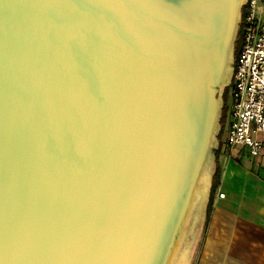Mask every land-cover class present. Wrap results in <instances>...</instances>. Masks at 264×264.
<instances>
[{"label":"water","instance_id":"obj_1","mask_svg":"<svg viewBox=\"0 0 264 264\" xmlns=\"http://www.w3.org/2000/svg\"><path fill=\"white\" fill-rule=\"evenodd\" d=\"M245 3L0 0V264L189 263Z\"/></svg>","mask_w":264,"mask_h":264},{"label":"crops","instance_id":"obj_2","mask_svg":"<svg viewBox=\"0 0 264 264\" xmlns=\"http://www.w3.org/2000/svg\"><path fill=\"white\" fill-rule=\"evenodd\" d=\"M225 135L226 130L211 212L193 264H264V150L251 159L245 149L227 148Z\"/></svg>","mask_w":264,"mask_h":264},{"label":"built area","instance_id":"obj_3","mask_svg":"<svg viewBox=\"0 0 264 264\" xmlns=\"http://www.w3.org/2000/svg\"><path fill=\"white\" fill-rule=\"evenodd\" d=\"M240 36L228 88L224 144L245 149L256 159L264 150V0H246Z\"/></svg>","mask_w":264,"mask_h":264},{"label":"bare ground","instance_id":"obj_4","mask_svg":"<svg viewBox=\"0 0 264 264\" xmlns=\"http://www.w3.org/2000/svg\"><path fill=\"white\" fill-rule=\"evenodd\" d=\"M206 171L207 172L203 176L202 181L199 185L197 197H196L194 204H193L194 205V214L192 217L191 226H189V228L187 230V234H186L185 239H184V242L180 246L172 264H188V256L187 255H188L189 248L192 246V244H190V242H191L190 239H192V237H193V241H194V238L196 235H198V231H199L200 226H201L202 209H203V206L205 204L207 189L209 186V177H210V173L212 171V166H210ZM194 229H196L195 233H194V231H192Z\"/></svg>","mask_w":264,"mask_h":264},{"label":"rangeland","instance_id":"obj_5","mask_svg":"<svg viewBox=\"0 0 264 264\" xmlns=\"http://www.w3.org/2000/svg\"><path fill=\"white\" fill-rule=\"evenodd\" d=\"M227 104H228V94H227L226 101L224 100V105H223V112L224 113L222 114V116H224V117H223V119H221V129H220V132L218 135L219 148L221 147L222 142H223V135H224V131H225V118H226V114H227V110H228ZM216 160H221V152L218 153V155H216L215 161ZM202 232H203V230H202ZM202 232L197 239V242H196L195 247H194L193 252H192L191 259H190L188 264H193L194 261L196 260L197 256H198V254H199L201 241H202Z\"/></svg>","mask_w":264,"mask_h":264},{"label":"trees","instance_id":"obj_6","mask_svg":"<svg viewBox=\"0 0 264 264\" xmlns=\"http://www.w3.org/2000/svg\"><path fill=\"white\" fill-rule=\"evenodd\" d=\"M240 46H241V36H240V33H239L238 40H237V43H236V54H235V58H236V56H237V54H238V52L240 50ZM227 94H228V89L224 93V100L225 101H226V98H227ZM223 117L224 116H222V119H223ZM219 150H220V148L217 150L216 155H218ZM219 174H220V170H219V167H218V162L216 160L215 171H214L213 179H212V186H211V191H210L209 202H208L207 209H206V218H205L204 227H206V224H207V222L209 220V216H210V212H211V203H212V196H213L214 184L217 182V180L219 178Z\"/></svg>","mask_w":264,"mask_h":264}]
</instances>
